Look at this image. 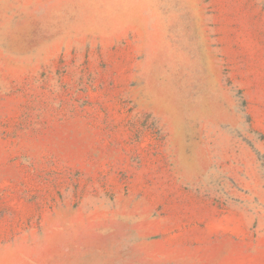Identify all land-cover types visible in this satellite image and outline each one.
Instances as JSON below:
<instances>
[{
	"label": "rangeland",
	"instance_id": "obj_1",
	"mask_svg": "<svg viewBox=\"0 0 264 264\" xmlns=\"http://www.w3.org/2000/svg\"><path fill=\"white\" fill-rule=\"evenodd\" d=\"M0 264H264V0H0Z\"/></svg>",
	"mask_w": 264,
	"mask_h": 264
}]
</instances>
